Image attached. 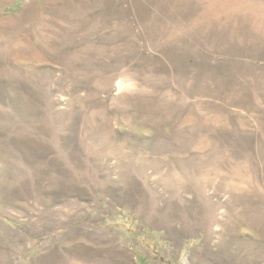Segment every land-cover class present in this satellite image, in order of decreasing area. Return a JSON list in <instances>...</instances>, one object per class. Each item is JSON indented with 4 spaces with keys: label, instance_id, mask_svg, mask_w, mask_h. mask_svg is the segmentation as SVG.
<instances>
[{
    "label": "rangeland",
    "instance_id": "obj_1",
    "mask_svg": "<svg viewBox=\"0 0 264 264\" xmlns=\"http://www.w3.org/2000/svg\"><path fill=\"white\" fill-rule=\"evenodd\" d=\"M0 264H264V0H0Z\"/></svg>",
    "mask_w": 264,
    "mask_h": 264
}]
</instances>
